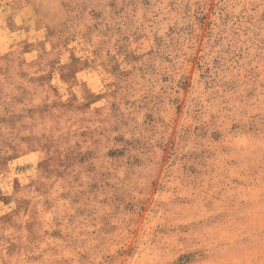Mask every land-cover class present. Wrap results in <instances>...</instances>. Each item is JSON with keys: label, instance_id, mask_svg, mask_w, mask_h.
Returning a JSON list of instances; mask_svg holds the SVG:
<instances>
[{"label": "rangeland", "instance_id": "1", "mask_svg": "<svg viewBox=\"0 0 264 264\" xmlns=\"http://www.w3.org/2000/svg\"><path fill=\"white\" fill-rule=\"evenodd\" d=\"M0 264H264V0H0Z\"/></svg>", "mask_w": 264, "mask_h": 264}]
</instances>
